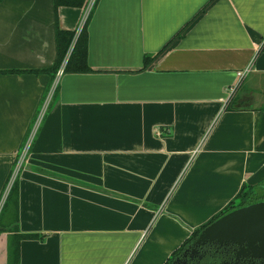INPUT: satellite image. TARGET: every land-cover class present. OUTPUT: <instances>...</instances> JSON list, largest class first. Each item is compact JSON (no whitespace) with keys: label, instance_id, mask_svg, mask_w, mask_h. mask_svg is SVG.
I'll return each instance as SVG.
<instances>
[{"label":"crops","instance_id":"1","mask_svg":"<svg viewBox=\"0 0 264 264\" xmlns=\"http://www.w3.org/2000/svg\"><path fill=\"white\" fill-rule=\"evenodd\" d=\"M88 1L0 0V264H164L264 180V0H94L47 70Z\"/></svg>","mask_w":264,"mask_h":264},{"label":"trees","instance_id":"2","mask_svg":"<svg viewBox=\"0 0 264 264\" xmlns=\"http://www.w3.org/2000/svg\"><path fill=\"white\" fill-rule=\"evenodd\" d=\"M84 0H53L55 2V7H58L60 4L64 5H82ZM88 17V16H87ZM86 17V18H87ZM88 19V18H87ZM87 19L85 20L82 28L80 30H69L57 27L56 28V35H57V59L51 68H46L47 70H57L58 67L62 64V61L65 59L64 63V71H87L91 68L87 64V44H88V34H86V23ZM151 57L145 56V63L149 61ZM16 71H20L21 69H13ZM13 70H2V71H13ZM34 71H40L39 69H32ZM16 178L14 179L13 183L11 184L10 191L6 198L4 199L3 206L9 203L10 199L14 197V189L16 191L17 185H15ZM10 194V195H9ZM264 198V180L260 183H243L239 190L236 192L235 196L230 199L227 205L224 208L220 209L214 216L209 219L207 222L198 225V227L193 228L191 234L186 237L182 243L174 249L171 254L166 258L164 264H175L174 258L175 256L179 255L182 252V249L188 243H192L195 241L198 233L200 232V228H202L207 223L214 220V218L222 215L223 213L231 210L234 207L245 205L249 202L261 200ZM237 199V200H236ZM2 208V207H1ZM24 236H34V234H23V233H12L10 235L9 240V256L11 259L16 260L17 253L15 250V246L18 240ZM13 248V249H12ZM191 264H218V258L216 253H208L202 258L199 259V262H195L192 260Z\"/></svg>","mask_w":264,"mask_h":264},{"label":"water","instance_id":"3","mask_svg":"<svg viewBox=\"0 0 264 264\" xmlns=\"http://www.w3.org/2000/svg\"><path fill=\"white\" fill-rule=\"evenodd\" d=\"M200 229L195 245L206 242L234 243L238 245L236 258L242 256L263 259L264 198L234 207ZM218 264H228V261H220Z\"/></svg>","mask_w":264,"mask_h":264},{"label":"flooded vegetation","instance_id":"4","mask_svg":"<svg viewBox=\"0 0 264 264\" xmlns=\"http://www.w3.org/2000/svg\"><path fill=\"white\" fill-rule=\"evenodd\" d=\"M241 206V205H240ZM238 248L237 244H218L206 242L195 245L194 242L188 243L182 249V252L175 256V264H191L192 260L199 262V259L208 253H216L218 263L220 261H228V264H264V258H249L239 256L236 258L235 252ZM236 259V260H235ZM235 260V261H234Z\"/></svg>","mask_w":264,"mask_h":264},{"label":"built area","instance_id":"5","mask_svg":"<svg viewBox=\"0 0 264 264\" xmlns=\"http://www.w3.org/2000/svg\"><path fill=\"white\" fill-rule=\"evenodd\" d=\"M88 2H89V3H88L87 8H86V10H85L86 12H85L84 16L82 17L83 19H82L80 25L77 27V31L80 30V29L82 28V26H83L85 20L87 19L86 17H87V15H88L89 11L91 10V8H92V6H93V4H94L95 1H94V0H89ZM64 63H65V59L62 61V64H61V66L59 67L60 69L58 70V73H57V74H61V73H62V71H63V69H64V68H63ZM247 70H248V68L243 69V70L237 72L239 82H240V79L243 77V75L246 73ZM239 82H237V83H239ZM234 87H235V86H231V87L229 88V93H231V92L234 91ZM22 159H23L22 157L19 159V161L17 162V164H16L15 167H14V171L12 172V174L10 175V177H9V179H8V181H7V184H6L7 186L5 187V189H4L3 193H2V197L0 198V206L3 204L4 199H5V197L7 196V192L9 191V189H10V187H11L10 184L13 183V181H14V179H15V177H16V173H17V171H18V169H19L18 167L20 166V164H21V162H22Z\"/></svg>","mask_w":264,"mask_h":264},{"label":"rangeland","instance_id":"6","mask_svg":"<svg viewBox=\"0 0 264 264\" xmlns=\"http://www.w3.org/2000/svg\"><path fill=\"white\" fill-rule=\"evenodd\" d=\"M237 200V199H236ZM11 210V209H10ZM9 212H11V211H9ZM6 213V211L5 210H2V213H0V221H3L2 220V218H1V216L3 215V214H5ZM3 218H4V216H3Z\"/></svg>","mask_w":264,"mask_h":264}]
</instances>
